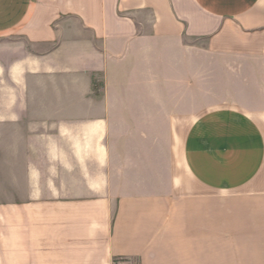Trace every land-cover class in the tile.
Listing matches in <instances>:
<instances>
[{"label":"crops","instance_id":"crops-1","mask_svg":"<svg viewBox=\"0 0 264 264\" xmlns=\"http://www.w3.org/2000/svg\"><path fill=\"white\" fill-rule=\"evenodd\" d=\"M264 0H0V264H264Z\"/></svg>","mask_w":264,"mask_h":264},{"label":"built area","instance_id":"built-area-1","mask_svg":"<svg viewBox=\"0 0 264 264\" xmlns=\"http://www.w3.org/2000/svg\"><path fill=\"white\" fill-rule=\"evenodd\" d=\"M111 264H128V263L123 259H118V260H114Z\"/></svg>","mask_w":264,"mask_h":264},{"label":"rangeland","instance_id":"rangeland-1","mask_svg":"<svg viewBox=\"0 0 264 264\" xmlns=\"http://www.w3.org/2000/svg\"><path fill=\"white\" fill-rule=\"evenodd\" d=\"M259 125L261 126V128L264 131V116L259 117ZM116 260H118V259H116Z\"/></svg>","mask_w":264,"mask_h":264}]
</instances>
